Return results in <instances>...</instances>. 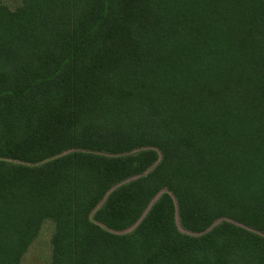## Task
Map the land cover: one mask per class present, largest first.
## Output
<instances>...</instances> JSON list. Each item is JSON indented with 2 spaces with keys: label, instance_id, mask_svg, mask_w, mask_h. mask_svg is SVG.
<instances>
[{
  "label": "trees",
  "instance_id": "trees-1",
  "mask_svg": "<svg viewBox=\"0 0 264 264\" xmlns=\"http://www.w3.org/2000/svg\"><path fill=\"white\" fill-rule=\"evenodd\" d=\"M45 221L50 264H264V0L0 3V264Z\"/></svg>",
  "mask_w": 264,
  "mask_h": 264
},
{
  "label": "rangeland",
  "instance_id": "rangeland-1",
  "mask_svg": "<svg viewBox=\"0 0 264 264\" xmlns=\"http://www.w3.org/2000/svg\"><path fill=\"white\" fill-rule=\"evenodd\" d=\"M0 3L14 10L16 7L20 5L21 0H0ZM157 198L158 196L156 197V199ZM132 229L126 232H130ZM53 230H54V226L50 221H45L43 223L38 237L29 247L27 253L24 255L22 259L21 264H50L51 251H52L50 239Z\"/></svg>",
  "mask_w": 264,
  "mask_h": 264
}]
</instances>
